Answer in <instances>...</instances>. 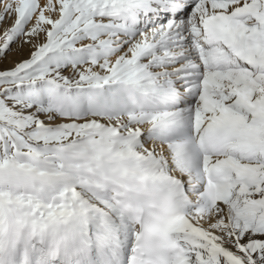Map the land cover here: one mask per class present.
<instances>
[{"label": "snow or ice", "instance_id": "obj_1", "mask_svg": "<svg viewBox=\"0 0 264 264\" xmlns=\"http://www.w3.org/2000/svg\"><path fill=\"white\" fill-rule=\"evenodd\" d=\"M0 264H264V0H0Z\"/></svg>", "mask_w": 264, "mask_h": 264}, {"label": "bare ground", "instance_id": "obj_2", "mask_svg": "<svg viewBox=\"0 0 264 264\" xmlns=\"http://www.w3.org/2000/svg\"><path fill=\"white\" fill-rule=\"evenodd\" d=\"M13 59H15V57L9 58V61H11V60H13Z\"/></svg>", "mask_w": 264, "mask_h": 264}, {"label": "rangeland", "instance_id": "obj_3", "mask_svg": "<svg viewBox=\"0 0 264 264\" xmlns=\"http://www.w3.org/2000/svg\"><path fill=\"white\" fill-rule=\"evenodd\" d=\"M9 58H12V57H9Z\"/></svg>", "mask_w": 264, "mask_h": 264}]
</instances>
